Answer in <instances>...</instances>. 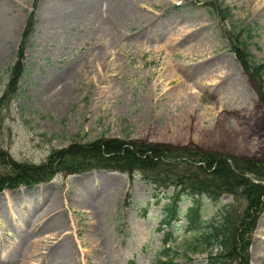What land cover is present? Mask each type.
I'll return each mask as SVG.
<instances>
[{"label": "rangeland", "instance_id": "374dc122", "mask_svg": "<svg viewBox=\"0 0 264 264\" xmlns=\"http://www.w3.org/2000/svg\"><path fill=\"white\" fill-rule=\"evenodd\" d=\"M115 1L0 0V96L27 18L35 14L19 92L0 107V147L37 165L55 150L102 137L264 161V106L227 39L234 26L253 29L249 52L264 61V0H214L230 8L226 23L206 8L211 0H132L121 24L114 21L121 0ZM104 178L112 190L102 192L101 201L111 206L93 215L81 205L87 194L79 181L102 187ZM44 189L57 211L38 220L43 205L32 197ZM172 193L156 190L141 174L108 170L5 190L0 264H10L25 246L24 260L13 264H104L110 253L118 264H163L165 234L174 229L175 247L194 243L198 250L187 254L183 247L173 264H208L211 248L221 247L205 239L223 223L225 210L239 215L244 202L228 195L204 201L206 224L191 233L185 220L163 225ZM191 206L187 200L182 209ZM67 248L71 257L62 263L55 255ZM249 256L251 264H264V213Z\"/></svg>", "mask_w": 264, "mask_h": 264}, {"label": "trees", "instance_id": "16d2710c", "mask_svg": "<svg viewBox=\"0 0 264 264\" xmlns=\"http://www.w3.org/2000/svg\"><path fill=\"white\" fill-rule=\"evenodd\" d=\"M211 14L222 23L232 19L231 10L214 0L205 3ZM35 14H29L25 30L17 50L16 60L10 69V78L0 97V107L11 101L19 92L20 79L25 73V53L33 33ZM253 29L235 26L227 36L230 52L248 74L256 87L257 95L264 106V61H258L249 52V43L254 39ZM94 170H108L130 176L141 174L156 190L173 189L166 207L164 225L172 226L187 222V231L195 233L206 224L202 213L204 201L218 203L225 195L244 202L239 215L232 211L223 213V223L213 227V233L205 240L214 238L221 247L216 253L210 250L208 264H251L249 250L252 235L258 220L264 213V161L228 156L200 148H172L145 144L138 140L124 141L100 138L96 141L72 143L69 147L53 151L46 162L37 165L15 160L8 151L0 147V193L21 187L48 183L57 175H77ZM192 201L185 212L182 204ZM176 230L167 233L165 245ZM204 239V237H203ZM164 252L163 264H173L179 250L188 252L198 246L175 247L176 240ZM187 243V241H185ZM199 243V242H198ZM179 244V243H178ZM194 245V246H193ZM131 264H135L134 262Z\"/></svg>", "mask_w": 264, "mask_h": 264}, {"label": "bare ground", "instance_id": "6f19581e", "mask_svg": "<svg viewBox=\"0 0 264 264\" xmlns=\"http://www.w3.org/2000/svg\"><path fill=\"white\" fill-rule=\"evenodd\" d=\"M139 1H142V0H139ZM109 3L112 6L116 3V1L109 0ZM131 3H132V0H121L118 3V11L116 10L114 11V21L116 23L121 24V23H124L128 19V16L131 14L132 9H133V5ZM91 7H93L92 13L93 14L97 13V10L99 9L98 4L92 3ZM2 27H3V23L0 21V28L2 29ZM102 182L104 183L102 187H100L98 184H95L93 187V186H90L87 180L84 181V179H81L79 181L78 188L84 189L86 191L85 193L87 194L86 199H84L81 205L84 208L90 210L93 215L101 214L103 213L104 210H106V208L108 209L111 206V203L109 201H106V202L101 201V198H102L101 193L112 190V186H110V182L106 178L102 179ZM49 193H50L49 190L46 189L44 193L40 195L39 197H32L33 199H36L38 201V207L39 205H43L40 212L38 213V220L49 218L51 217L52 214H54L57 211V209L50 203L51 197L48 196ZM38 207H36V210H38ZM25 247H23L22 249L17 248L16 251L12 254V256L8 258L9 260L8 263L13 264L16 261H19L20 258H21V261L24 260L23 259L24 257L21 256V253H24V254L27 253V246ZM29 251L31 252V249H28V252ZM62 252L63 254L61 256L57 254L55 256L56 258L59 259V261L61 260L62 263H66L67 260H69L71 257V255L69 254V249L67 248L63 250ZM118 263H119V256L112 255V253H110L104 261V264H118Z\"/></svg>", "mask_w": 264, "mask_h": 264}]
</instances>
